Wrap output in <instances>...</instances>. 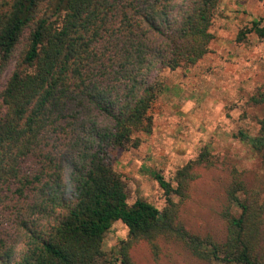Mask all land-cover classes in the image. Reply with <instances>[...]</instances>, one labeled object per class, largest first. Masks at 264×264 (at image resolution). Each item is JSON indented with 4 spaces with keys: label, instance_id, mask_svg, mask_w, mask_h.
I'll use <instances>...</instances> for the list:
<instances>
[{
    "label": "trees",
    "instance_id": "16d2710c",
    "mask_svg": "<svg viewBox=\"0 0 264 264\" xmlns=\"http://www.w3.org/2000/svg\"><path fill=\"white\" fill-rule=\"evenodd\" d=\"M219 0H0V264H134L133 243L180 244L205 261L264 264V198L232 172L219 216L223 238L189 231L178 217L206 149L178 168L172 186L153 177L165 205L134 198L108 160L136 147L160 93L153 71L187 68L208 50ZM264 38L257 20L237 33ZM257 131L234 137L264 150ZM172 196L177 199L173 200ZM236 211L233 213L232 211ZM127 229L109 253L102 236Z\"/></svg>",
    "mask_w": 264,
    "mask_h": 264
},
{
    "label": "rangeland",
    "instance_id": "374dc122",
    "mask_svg": "<svg viewBox=\"0 0 264 264\" xmlns=\"http://www.w3.org/2000/svg\"><path fill=\"white\" fill-rule=\"evenodd\" d=\"M253 19L264 27V0H219L207 52L187 68L153 71L161 90L147 111L150 132L136 134V147L112 148L107 154L125 182L127 201L141 198L160 209L165 199L152 173L158 172L174 186L176 170L206 149L211 165L195 168L196 177L189 182L178 217L192 233L216 241L223 238L219 212L233 171L264 198V150H252L234 137L238 130L255 134L256 118L263 112L249 97L264 88V38L250 32L236 40ZM126 236V227L113 222L102 236V250L109 253ZM129 255L134 264H220L198 259L180 244L163 240L155 254L145 241H136Z\"/></svg>",
    "mask_w": 264,
    "mask_h": 264
}]
</instances>
